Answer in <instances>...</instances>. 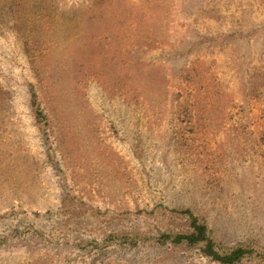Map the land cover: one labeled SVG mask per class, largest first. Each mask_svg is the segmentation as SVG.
<instances>
[{
  "label": "rangeland",
  "instance_id": "rangeland-1",
  "mask_svg": "<svg viewBox=\"0 0 264 264\" xmlns=\"http://www.w3.org/2000/svg\"><path fill=\"white\" fill-rule=\"evenodd\" d=\"M188 212L264 264V0H0V264H222Z\"/></svg>",
  "mask_w": 264,
  "mask_h": 264
},
{
  "label": "trees",
  "instance_id": "trees-1",
  "mask_svg": "<svg viewBox=\"0 0 264 264\" xmlns=\"http://www.w3.org/2000/svg\"><path fill=\"white\" fill-rule=\"evenodd\" d=\"M36 105V102H35ZM190 214L191 219V231L187 234H163L159 237V242L165 244L171 242L175 245H179L183 242L187 243L189 246L201 245L203 246L204 255L213 261H217L222 264H236L239 263L249 251L242 245H239L230 253L220 254L218 250L215 249V242L209 236V230L206 225L200 224L199 220Z\"/></svg>",
  "mask_w": 264,
  "mask_h": 264
}]
</instances>
